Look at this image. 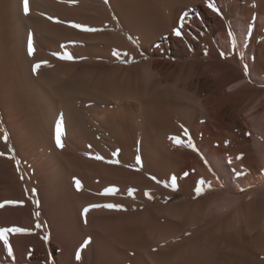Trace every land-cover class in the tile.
<instances>
[{
  "label": "bare ground",
  "instance_id": "obj_1",
  "mask_svg": "<svg viewBox=\"0 0 264 264\" xmlns=\"http://www.w3.org/2000/svg\"><path fill=\"white\" fill-rule=\"evenodd\" d=\"M211 2L0 0V228L30 264H264V0Z\"/></svg>",
  "mask_w": 264,
  "mask_h": 264
},
{
  "label": "snow or ice",
  "instance_id": "obj_2",
  "mask_svg": "<svg viewBox=\"0 0 264 264\" xmlns=\"http://www.w3.org/2000/svg\"><path fill=\"white\" fill-rule=\"evenodd\" d=\"M29 2L30 0H22V5H23V12L25 15H28L29 14ZM67 2L69 3H72L74 2V0H67ZM207 6L213 11V12H216L217 14H219V10L216 8V6L211 2V0H208V3H207ZM49 19H52L51 17H49ZM73 28H77V29H80L82 31H85V32H95L97 31L98 29H95V28H92V27H89L87 25H83V24H78V23H73L71 25ZM174 34L176 36H180L181 35V32L179 30H174ZM229 36L231 37V33H229ZM61 47H63V45H61ZM27 49H28V55L29 56H32L33 53H34V47H33V39H32V34L29 33L28 35V41H27ZM53 55H56L58 56L60 59H64V60H72L74 59V57L72 55H70L69 53L65 52L63 55H60L59 53H53ZM113 55H116V56H119L120 53L116 50H114L113 52ZM125 55H127L125 53ZM221 57H224L225 54L223 52H221ZM41 64H47V61H42V62H38L36 63L35 65H33V72L35 73L40 67H41ZM247 66H245V75H247ZM0 131H2V129H0ZM62 135H63V131H62V122L61 121H57L56 123V130H55V140H56V144H57V147H63V144H62ZM2 139L7 142V134L5 133V135L2 137ZM174 140L175 143L177 144H183V141L177 139V138H172ZM227 143V142H226ZM187 146L190 147V148H193V150H196L195 149V146L192 145L191 141L189 140L188 143H187ZM9 151H12L11 148H9ZM118 151V150H117ZM117 153H113V155L115 156ZM5 155V153L3 152H0V156H3ZM240 157H237V159H239ZM9 159H15L14 156H10ZM96 159H103L102 156H99L97 155L96 156ZM116 162V161H114ZM231 162V161H229ZM17 163H19L17 161ZM137 163H139V157H137ZM235 171V170H234ZM244 173L243 172H235V175L237 177H240L242 176ZM153 179H155V177H153ZM159 182V181H157ZM207 182L204 181L203 179H201L199 182H198V185L197 187L194 189V192L196 193V195H201L203 193V191L205 190L204 188V185L206 184ZM75 185L77 187V189L79 190V188L81 187V182L78 180V179H75ZM168 186V185H166ZM173 190L176 189L177 185H176V179L173 177L172 180H171V185H170ZM208 187H210V185H208ZM117 191V189L115 188H112V187H109L107 189H105V193L106 194H114L115 192ZM134 190H130L129 191V195H132ZM241 191H243V189H241ZM33 194L35 193V189L32 190ZM147 195V193H146ZM34 203H37L36 201H34ZM16 204H20L22 205L23 204V201H3V202H0V208H3L5 207L6 205H16ZM89 207H101V205H91ZM89 207H86L84 210H83V214H86L88 211H89ZM103 207L105 208H109V209H112V208H116V209H120L122 208L121 205H116V204H105L103 205ZM36 215L38 216L39 213H36ZM37 228L40 227L39 224L36 225ZM27 230L24 229V228H21V227H7V228H0V241H3L4 245L6 246L7 248V251H8V254L9 256L12 255V249L11 247L8 246L9 244V241H8V234L9 233H24L26 232ZM43 239L45 241H47L48 237L47 235H45L43 237ZM85 244H87V241H85ZM83 247V245H82ZM76 258L77 260L80 259V254L79 252H77L76 254Z\"/></svg>",
  "mask_w": 264,
  "mask_h": 264
},
{
  "label": "rangeland",
  "instance_id": "obj_3",
  "mask_svg": "<svg viewBox=\"0 0 264 264\" xmlns=\"http://www.w3.org/2000/svg\"><path fill=\"white\" fill-rule=\"evenodd\" d=\"M249 190L246 189L243 192L240 193V195H244L247 193ZM213 192V190L211 191ZM181 198V195H176L174 198H171L169 200L170 202H174L177 200V198ZM161 196L157 197V200H154L155 204L161 203ZM176 199V200H175ZM51 241L47 240V243L50 244ZM12 249V255L14 256H9L8 251L6 250L5 252L0 253V264H30V254H28L30 251L23 249L22 251H17V249L11 248ZM28 251V252H26ZM14 252V253H13ZM19 252V253H18ZM21 254V255H20ZM54 264H56L53 261Z\"/></svg>",
  "mask_w": 264,
  "mask_h": 264
}]
</instances>
